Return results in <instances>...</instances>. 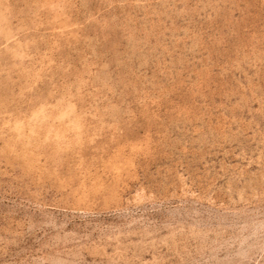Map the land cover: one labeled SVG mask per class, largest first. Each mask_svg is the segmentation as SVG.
<instances>
[{
	"label": "rangeland",
	"instance_id": "rangeland-1",
	"mask_svg": "<svg viewBox=\"0 0 264 264\" xmlns=\"http://www.w3.org/2000/svg\"><path fill=\"white\" fill-rule=\"evenodd\" d=\"M0 264H264V0H0Z\"/></svg>",
	"mask_w": 264,
	"mask_h": 264
}]
</instances>
